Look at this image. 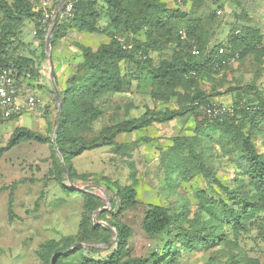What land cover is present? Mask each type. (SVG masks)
Returning <instances> with one entry per match:
<instances>
[{
  "label": "trees",
  "instance_id": "trees-1",
  "mask_svg": "<svg viewBox=\"0 0 264 264\" xmlns=\"http://www.w3.org/2000/svg\"><path fill=\"white\" fill-rule=\"evenodd\" d=\"M59 1L55 0V3ZM181 1L200 5L203 0ZM0 13V67H14L24 79L39 78L40 61L27 52L14 54L8 47L17 40V33L24 21L31 20L38 33L39 46L43 48L48 31L45 26L51 19L44 17L41 10H35L31 0H0ZM101 18L105 19L103 25L99 24ZM70 29L105 34L109 39L95 49L74 42L80 51L81 61L66 79L64 88H58L61 111L55 142L66 169H63L54 150L52 137L26 127L13 129L6 144L0 146V158L23 141L47 143L54 180L63 191L74 192L65 182L66 172L71 179L77 176L72 164L76 155L101 146H109L114 153L126 154L131 143L118 142V134L145 129L154 123L168 122L189 113L194 120V135L172 139L173 145L165 158V170L168 173L177 174L186 180L200 174L208 181H216L205 161L202 146L205 140L215 137L228 139L240 151L243 163H237L235 183L232 188H225L226 198L215 200L199 190L195 193L198 203L194 211L187 203L172 209L148 204L141 229L148 235L165 231L166 240L161 247L142 258L129 256L127 241L131 228L118 219L126 210L138 204L135 170H130L128 184L112 183L115 191L110 209L97 213L98 217L115 229L117 236L111 249L104 255L96 247L87 248L77 244L72 248L77 242L106 244L112 237L109 228L94 225L92 220L93 211L103 207L101 198L92 191L82 192L83 212L77 233L42 242L36 250L40 259L36 264H50L52 255L59 252L61 255L55 258L54 264H70L66 258L76 253L80 257L78 264H179L184 253L229 242L224 237L226 227L236 235L240 231L257 229L264 238V152L258 151L255 142L259 135H264V99L259 96L257 103L252 105L233 103L231 109H223L213 117L203 110V107H213V104L200 86L201 80L211 79L212 74L236 55L239 58L251 55L260 59L264 55V43L259 31L250 25L233 28L224 43L219 42L207 49L205 38L198 32L196 20L179 7H167L162 0H75L71 16L58 13L51 47L64 38ZM180 30L184 31V37L179 33ZM140 32L144 34L143 41L131 38V35ZM169 43L174 45L170 57L153 62L150 51L163 49ZM17 47L24 50L21 42H18ZM219 47H223L225 52L218 53ZM193 48L198 50L197 54L192 53ZM41 58L46 59L44 49ZM132 62H142L148 66L152 84L150 95L153 99L168 101L176 95V101L182 99L183 103L163 110L146 108L135 118L115 122L110 118V122L100 128L95 137L86 141L80 132L90 130L91 124L104 114L97 100L105 94L113 95L124 90L126 75L121 71V63L128 66ZM54 79L57 84L55 73ZM142 139L150 140L147 137ZM22 181H14L9 185L10 204L13 189ZM204 264L260 262L256 256L245 254L232 255L224 262L209 258Z\"/></svg>",
  "mask_w": 264,
  "mask_h": 264
},
{
  "label": "rangeland",
  "instance_id": "rangeland-1",
  "mask_svg": "<svg viewBox=\"0 0 264 264\" xmlns=\"http://www.w3.org/2000/svg\"><path fill=\"white\" fill-rule=\"evenodd\" d=\"M6 1L12 2V0ZM31 1L35 10H41L46 18L52 19L57 6L55 0ZM162 1L167 7H179L196 20L198 32L205 38L207 49L219 42L224 43L232 29H238L242 25L256 28L264 43V0H203L200 5H191L190 1ZM225 9H229V12ZM1 22L0 13V24ZM104 23L105 19L101 18L99 24ZM50 24L51 21L47 22L45 27L49 29ZM37 35L34 22L26 20L19 28L17 40L13 41L8 49L14 54L27 52L36 61H40V77L24 79L26 92L22 93V96L36 95L41 103L24 108L13 118H0V146L6 144L15 127H26L52 137L56 124L57 105L49 77L48 58L47 55L46 59L41 58L44 47L39 46ZM105 38H108L105 34L74 30L68 37L56 41L51 47L53 70L56 71L59 58H63L64 55L73 70L75 69L79 61L78 52L69 50L74 42L92 48ZM131 38L143 41L144 34L140 32L131 35ZM18 42L24 44V50L17 47ZM173 48L174 45L169 43L163 49L151 50L150 58L155 63L168 58ZM68 67L66 70L69 72ZM121 71L126 75L124 90L113 95L101 96L97 103L104 110V114L91 124L90 130L80 132L88 142L97 135L100 128L110 122V118L113 122L135 118L146 108L163 110L175 108L179 102L183 103L182 99L176 101V95L171 96L168 101L155 100L151 97L152 84L145 63L132 62L128 66L121 63ZM60 78L57 79L58 84L61 83ZM210 78L201 80L200 86L208 94L213 107L229 110L236 102L241 105L256 104L259 96L264 99V55L260 59L251 55L244 58L236 55ZM193 135V116L187 113L168 122L154 123L145 129L118 134L116 136L118 142L131 143L126 154L114 153L109 146H101L84 150L72 159L73 167L77 172V176L72 179L73 184L78 187L93 185L90 191L101 198L103 206L106 205L107 194L110 199L109 209L115 191L112 183L116 181L119 184H128L130 170H135L138 204L126 210L118 218L131 228L127 241L130 257H145L149 252L161 247L166 240L165 231L148 235L141 229L148 204H158L172 209L187 203L194 211L198 203L195 194L197 191L201 190L207 197L218 200L226 198L225 188L230 189L234 186L237 163H243V158L240 151L225 138L215 137L202 143L205 161L216 181H208L200 174H195L186 180L177 174L171 175L165 170V158L173 145L172 139L177 136ZM143 137L150 140L145 141ZM135 140L137 142L133 143ZM255 142L258 151L264 152V135H259ZM21 179L24 181L13 189V199L10 204L11 189L8 187L14 181ZM82 212V192L63 191L54 180L51 173V152L47 143L23 141L6 151L0 158V264L40 262L36 255L38 246L47 240L75 235ZM93 218L96 221H105L97 214L94 217L92 215V220ZM106 218L110 217L106 216ZM224 237L229 242L225 244L220 242L211 248H199L184 253L179 264H204L209 258L224 262L232 255L245 254L256 256L260 264H264V238L260 231L251 228L236 235L226 227ZM112 240L113 236L110 242ZM112 245L99 247L100 254H106ZM66 261L70 264H78L80 257L76 253L67 257Z\"/></svg>",
  "mask_w": 264,
  "mask_h": 264
},
{
  "label": "built area",
  "instance_id": "built-area-1",
  "mask_svg": "<svg viewBox=\"0 0 264 264\" xmlns=\"http://www.w3.org/2000/svg\"><path fill=\"white\" fill-rule=\"evenodd\" d=\"M75 0H65L63 10L59 13L62 16H71L72 7ZM181 1V0H178ZM44 17H46L44 15ZM179 33L185 36L183 30ZM225 50L223 47L218 48V53L222 54ZM193 54H197L196 48L192 49ZM24 85V77L19 75L14 67H0V118L8 119L11 116L19 114L24 108H29L41 103L40 98L36 95L27 94L22 96L20 88ZM205 113L215 117L222 112L219 107H203Z\"/></svg>",
  "mask_w": 264,
  "mask_h": 264
},
{
  "label": "water",
  "instance_id": "water-1",
  "mask_svg": "<svg viewBox=\"0 0 264 264\" xmlns=\"http://www.w3.org/2000/svg\"><path fill=\"white\" fill-rule=\"evenodd\" d=\"M65 0H60L59 3L57 4L56 6V10H55V13L51 19V24H50V27L46 33V36H45V39H44V51L47 55V58H48V64H49V77H50V81H51V84H52V87H53V91H54V100H55V103L57 105V114H56V124H55V128H54V131H53V134H52V138H51V141H52V144H53V147H54V150L56 152V154L58 155L59 159H60V162H61V165L63 167V169L65 170V164L63 162V159L61 157V154L58 150V147H57V144L55 142V137H56V133H57V130H58V126H59V122H60V111H61V98H60V95H59V90L56 86V83H55V79H54V70H53V64H52V60H51V36H52V32H53V27H54V24L56 22V19H57V16H58V13H59V10L62 6V3L64 2ZM226 12H229V9H225ZM66 177H67V183H68V186L72 189V190H75V191H80V192H87V191H90V189L92 187H94L93 185H84V186H81V187H78V186H75L72 182V179L71 177L69 176V174L66 172ZM109 203H110V199H109V196L106 194V205L101 207L100 209H97L95 211H93L92 215L93 217L100 211L102 210H107L109 209ZM93 223L94 225H102V226H105L109 229H111L112 231V236H113V240L107 244H86V243H76L72 246V248H74L77 244H80L82 245L83 247H96V248H99V247H102L104 245L106 246H109L111 244H114L115 241L117 240V236H116V232H115V229L113 227H111L107 222L105 221H96L94 218H93ZM61 253H55L52 255L51 257V260H50V264H54V261H55V258L60 256Z\"/></svg>",
  "mask_w": 264,
  "mask_h": 264
},
{
  "label": "crops",
  "instance_id": "crops-1",
  "mask_svg": "<svg viewBox=\"0 0 264 264\" xmlns=\"http://www.w3.org/2000/svg\"><path fill=\"white\" fill-rule=\"evenodd\" d=\"M75 29H70L68 32H67V34H66V36L65 37H68L69 36V34L71 33V32H73ZM68 40H69V38H67ZM71 39V38H70ZM108 39L109 38H105L104 40H102L101 41V43H106L107 41H108ZM72 42L74 41V40H71ZM100 43V44H101ZM98 46V44H96L95 46H93L92 48L93 49H95L96 47ZM69 50L71 51V52H78L77 54H78V59H79V61H78V63L81 61V55H80V51L73 45V46H70L69 47ZM64 59V60H63ZM77 63V64H78ZM58 65H57V69H56V71H55V69H54V73H55V76H56V78L58 79V78H60V81H61V83L60 84H58V81H57V87L59 88V89H63L64 88V86H65V82H66V79L72 74V72L74 71L73 70V68L71 67V65L66 61V57H65V55L63 56V58L62 57H60L59 58V61H58V63H57ZM69 66V67H68ZM69 68V72L66 70V68ZM67 71V72H66ZM63 76V77H62ZM66 77V78H65ZM20 91H21V94L22 93H24V92H26L25 91V89H24V85H22V87L20 88Z\"/></svg>",
  "mask_w": 264,
  "mask_h": 264
}]
</instances>
